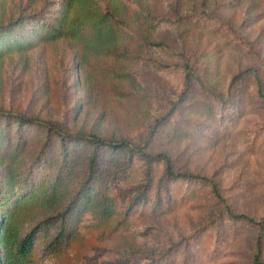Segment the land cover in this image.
I'll list each match as a JSON object with an SVG mask.
<instances>
[{"label": "rangeland", "instance_id": "obj_1", "mask_svg": "<svg viewBox=\"0 0 264 264\" xmlns=\"http://www.w3.org/2000/svg\"><path fill=\"white\" fill-rule=\"evenodd\" d=\"M121 1L118 16L129 32L125 39L128 50L94 57L84 64L83 55L87 56L72 39H42L33 33L57 13L60 0H0V23L13 19L19 25L24 22V34L28 35L20 47L12 38L8 45L0 44V110L62 121L72 131L137 139L146 132L152 116L164 109L166 98L181 86L180 72L170 65L158 64L173 62V50L180 49L190 55L200 80L209 88L224 94L231 74L254 67L264 92V0ZM201 8L213 10L234 30L242 31L252 48L238 47L227 33L213 25L177 20L179 14ZM36 11L41 13L40 19H24ZM12 27L6 36H17L16 24ZM155 40L167 46L153 48L146 44ZM101 58L105 61L102 65L110 71L126 74L123 92L110 86L112 71H98ZM241 78L237 79L243 89L241 111L227 125L226 133L224 118L216 119V106H209L207 97L195 89L192 81L191 94L184 104L190 107H183L176 126L171 122L162 124L154 143L157 149L169 153L175 168L213 181L231 211L257 220L264 217V130L254 129L264 122V101L253 102L246 90L250 81ZM23 133L24 143L18 153L31 156L38 149L35 144L41 139L40 133L31 128H25ZM2 148L0 169L7 161L1 156ZM87 149L82 143L71 153L79 167ZM140 174L141 166L134 162L121 179L120 190L114 193L117 203L109 220L98 219L89 211L60 248L44 253L36 245L25 264H141L145 255L157 253L166 243L202 223L207 228L199 234L198 241L197 236L193 238L188 247L191 254L185 257L184 264H250L256 228L245 223L214 225L208 221L216 219L212 215L220 204L210 195L206 183L193 185L195 188L188 193L184 185L180 186L182 183L174 184L172 194L180 197L176 203L161 208L152 203L139 204L120 218L127 190L132 191ZM4 181L0 179V187ZM4 194L0 193V197ZM6 195L8 198L0 203V218L23 203L16 199V190ZM51 208L52 205L35 204L21 214L35 219ZM261 250L264 256V242ZM183 256L177 253L164 264H181Z\"/></svg>", "mask_w": 264, "mask_h": 264}, {"label": "trees", "instance_id": "obj_2", "mask_svg": "<svg viewBox=\"0 0 264 264\" xmlns=\"http://www.w3.org/2000/svg\"><path fill=\"white\" fill-rule=\"evenodd\" d=\"M58 4L60 9L52 15L50 21L42 23V27L39 25V29L34 30L33 33L39 38L64 36L72 39L88 57L83 55L84 64L91 62L94 57L124 54L128 50L125 39L129 32L118 16L123 5L121 0H60ZM40 14L37 11L29 13L24 19H35ZM177 20L213 25L227 33L228 39L232 38L238 47L246 50L252 48L242 31L234 30L233 26L223 21L213 10H191L179 14ZM16 21L13 19L0 23V44L8 45V40L12 38L16 47H20L21 42L25 41L28 36L24 34L25 24L22 22L19 25ZM15 24L14 33H17V36H6L9 28ZM136 38L142 40L141 37ZM146 44L153 48L167 46L160 40L146 41ZM173 51V62L163 64L158 61V64L163 67L170 65L180 72L181 86L173 96L166 98L164 109L152 116L146 132L137 139L72 131L62 121L43 120L31 115L0 110V147H3L1 156L7 160L0 169V179L5 180L0 187V193H5L0 197V203L8 198L6 192L12 193L14 190L18 195V202L23 201L21 206L16 207L5 218H0V264H25L36 245L44 253L55 251L70 238L69 234L74 233L77 222L89 211L98 219L109 220L117 203L114 193L120 190L121 179L129 172L134 162H139L141 174L135 187L131 186L132 191L127 190V199L123 207H120V218L139 204L152 203L156 208H161L176 203L178 196L174 198L171 189L174 184L182 183L180 186L184 185V192L188 193L198 183H206L210 195L220 204L219 209L212 215L216 219L208 221L214 225L218 222L220 225L223 222L251 224V228H256V233L252 241L253 253L249 263L264 264L261 250L264 242V217L255 220L245 213L231 211L213 181L199 173L175 168L169 153L164 149H157V142L154 143L156 131L160 126L166 122L176 126L183 107H190L184 104L186 97L191 94L192 81L195 89L208 98L205 99L209 106H216V119L224 118L226 133L229 128L227 125L241 111L243 89L237 79L242 77L241 79L247 78L250 81L246 90L253 96L252 101L259 103L264 101L260 75L254 67L239 70L231 74L227 89L222 94L200 80L196 65L185 50ZM101 59L98 71L109 74L112 70L103 66L105 61ZM112 72L108 78L113 79L110 86L114 85L116 92H123L122 80L126 79V74L114 73V70ZM260 124V128L254 129L256 132L264 130V122L260 121ZM25 128L39 132L41 137L35 144L38 149L26 157L21 152L18 153L24 143ZM261 135L264 136L263 133ZM76 143H86L88 147L80 167L71 157V153L73 154L75 148L80 145L75 147ZM156 170H159V173H155ZM35 204L52 205V208L47 214L35 219L23 217L21 213L25 214L30 206ZM206 228L202 223L186 235H178L176 240L166 243L157 253L145 255L141 264H164L171 261L177 253L184 255L181 258V264H184L185 257L191 254L188 247L195 240L193 238L197 236L198 241L199 234Z\"/></svg>", "mask_w": 264, "mask_h": 264}]
</instances>
